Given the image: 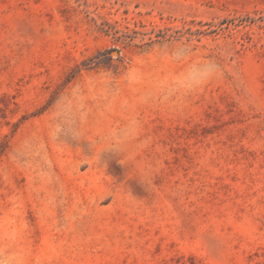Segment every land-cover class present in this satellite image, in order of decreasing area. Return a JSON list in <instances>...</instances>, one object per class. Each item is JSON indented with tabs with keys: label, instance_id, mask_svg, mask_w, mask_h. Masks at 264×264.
Returning a JSON list of instances; mask_svg holds the SVG:
<instances>
[{
	"label": "rangeland",
	"instance_id": "obj_1",
	"mask_svg": "<svg viewBox=\"0 0 264 264\" xmlns=\"http://www.w3.org/2000/svg\"><path fill=\"white\" fill-rule=\"evenodd\" d=\"M0 264H264V0H0Z\"/></svg>",
	"mask_w": 264,
	"mask_h": 264
}]
</instances>
